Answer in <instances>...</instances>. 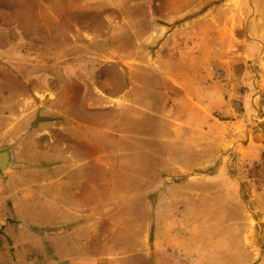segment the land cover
<instances>
[{"label": "rangeland", "instance_id": "obj_1", "mask_svg": "<svg viewBox=\"0 0 264 264\" xmlns=\"http://www.w3.org/2000/svg\"><path fill=\"white\" fill-rule=\"evenodd\" d=\"M188 1L169 0L167 9L180 12L186 21L209 15L211 23H200L195 37L194 27L191 28L186 36L189 39L185 38L186 45L195 42L196 48L192 53L186 50L187 79L195 77L201 85L222 83L224 95L232 98L238 115L215 114L216 119L205 121L204 130L210 135L201 137L202 143L193 140L200 138L191 136L198 125L189 120L184 124L172 119L164 122L155 115L132 123L127 117L120 122L127 131L130 124L138 131L136 141L143 151L137 156L134 153L136 158L123 152L119 159L107 152L112 156V167L104 173L108 247L104 254L116 252L121 245V258L113 253L119 257L116 264H155V257L133 247L135 238L139 240L141 235L134 224L145 223L146 211L150 213L152 208L154 214L148 216L150 222L153 218L147 234L148 246L155 240L157 224L164 226L162 229L159 225L157 230L177 236L173 238L175 242L184 239L187 245L199 235L200 240L215 243L220 231L226 229L233 232L236 264H264V0ZM48 3L67 1L0 0V149L9 148L10 155L17 133L26 128L22 126L25 117L30 115L31 125L36 127L43 122L56 123L60 118L56 111L68 98L64 88L72 86L66 83L68 72L61 70L67 55L60 51L71 43L66 36L72 19L68 22L62 17L59 22L58 16L51 15L58 10ZM132 10L142 17L138 37L132 43L136 58L145 63L161 42H151L147 34L157 23L166 21L160 14L154 25L147 22L145 1ZM82 20L78 17V21ZM225 25L234 28L232 44L222 40ZM192 37L197 39L193 41ZM106 42L86 40L82 44L99 46ZM142 65L134 70L141 83L139 95L146 88L147 68ZM103 74L107 78L106 89L110 90V79L116 74L112 70ZM99 75L89 73L95 80ZM154 79L155 84L160 83L156 75ZM120 124L115 123L114 127L119 128ZM177 125L185 129V135H180V143L174 144L173 130ZM123 143L129 144V139ZM199 143L204 150H194ZM13 163L11 159L8 168L0 171V264H33L34 257L42 260L52 255L49 232L57 218L52 219L51 214L49 169L43 162L36 168H19ZM29 163L36 162H25ZM98 172L101 177L102 169ZM149 176L154 184L152 197L147 201L145 181ZM131 193L138 199H130ZM222 205L233 215L231 220L219 224L222 216L215 210ZM247 221L249 248L243 240ZM214 252L218 254L216 249ZM161 257L170 264L193 261L176 248L159 253Z\"/></svg>", "mask_w": 264, "mask_h": 264}, {"label": "crops", "instance_id": "obj_2", "mask_svg": "<svg viewBox=\"0 0 264 264\" xmlns=\"http://www.w3.org/2000/svg\"><path fill=\"white\" fill-rule=\"evenodd\" d=\"M66 1L67 3L48 5L58 10L51 15L54 18L58 16L59 22L62 17L68 22L72 19L66 36L71 43L60 50L67 55L61 70L68 72L66 83L72 85L63 91L68 98L56 111L60 116L56 123L43 122L36 127L31 125L30 115L25 117L26 121L22 126L26 128L17 133L11 148V159H14L15 167L36 168L41 167L43 162L49 169L51 214L52 219L57 218L49 232L52 255L42 260L34 257L33 264H116L119 257L113 253L121 258L123 246L120 245L112 254H104L108 250L105 243L104 173L106 168L112 167V156L107 155V152L119 159L123 152L136 158L134 153L137 156L139 151H143L137 145L138 131L131 124L127 131L120 122L127 117L132 123L140 117L155 115H160L164 122L172 119L184 124L185 120H189L198 125L191 136L200 138L194 137L193 140L202 143L201 137L210 135L204 130L205 121L216 119V115L236 116L238 113L232 106V98L225 97L222 83L201 85L195 77L187 79L186 50L189 49V53H192L196 48L195 42L191 46L186 45L185 38L190 34L191 28L194 27L195 37L200 23L210 24L209 15L196 16L186 21L180 12L171 13L167 9L169 0ZM141 1H145L148 11L145 19L147 22L154 25L160 14L166 21L157 23L149 30L147 39L161 42L145 63L136 58L135 45L132 43L138 37V27L142 20L132 9L138 7ZM188 3H203V0H190ZM78 17L83 20L78 21ZM100 25H104L102 29ZM227 25L221 37L232 44L234 28ZM102 39L107 41L106 44H82L86 40ZM192 39L194 41L197 38ZM140 64L147 68L144 82L146 88L142 95H139L138 90L141 83L134 75L137 71L134 70ZM109 70L116 75L110 79L112 88L107 90V78L103 73ZM92 72L100 73L97 80L90 78L89 73ZM155 75L160 83L155 84ZM202 76L204 74L200 77ZM213 87L215 90L211 91ZM115 123L120 124L119 128L114 127ZM173 134H176L173 143L179 144L180 135H185V129L177 125ZM127 138L129 144L123 143ZM200 143L199 148L194 150H204ZM28 160L36 163L26 165ZM100 169L101 177L98 172ZM153 184L154 179L149 176L145 181L147 201L152 197ZM129 198L138 199V195L131 193ZM90 200L93 201L92 204ZM149 210L150 213L146 211L145 223L138 221L134 224L141 235L139 240L135 238L133 247L137 252L143 250L146 256L155 257V264H170L168 259L159 258V253L163 254L169 248H176L177 251L184 252V256H191L193 261L188 264H236L233 259V232L226 229L220 231V238L215 243L200 240L201 235L198 233L199 238L187 245L184 239L173 241L177 236L162 230L163 224H157L155 240L148 246L147 234L153 224V218L150 222L148 216L154 214L152 208ZM215 211L222 216L219 224L232 219L233 214L224 205ZM159 225L162 229L157 230ZM245 227L243 240L249 248L248 221ZM132 230L134 233L138 232L137 229ZM215 249L221 257L214 252Z\"/></svg>", "mask_w": 264, "mask_h": 264}, {"label": "water", "instance_id": "obj_3", "mask_svg": "<svg viewBox=\"0 0 264 264\" xmlns=\"http://www.w3.org/2000/svg\"><path fill=\"white\" fill-rule=\"evenodd\" d=\"M10 160H11L10 149L9 148L0 149V171H3L8 168Z\"/></svg>", "mask_w": 264, "mask_h": 264}]
</instances>
